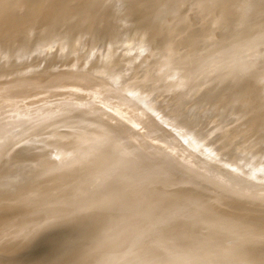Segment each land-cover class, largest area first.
<instances>
[{
    "label": "water",
    "instance_id": "water-1",
    "mask_svg": "<svg viewBox=\"0 0 264 264\" xmlns=\"http://www.w3.org/2000/svg\"><path fill=\"white\" fill-rule=\"evenodd\" d=\"M0 264H264V0H0Z\"/></svg>",
    "mask_w": 264,
    "mask_h": 264
}]
</instances>
